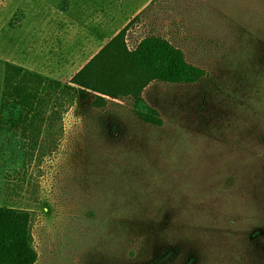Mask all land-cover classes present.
I'll use <instances>...</instances> for the list:
<instances>
[{"label": "rangeland", "instance_id": "1", "mask_svg": "<svg viewBox=\"0 0 264 264\" xmlns=\"http://www.w3.org/2000/svg\"><path fill=\"white\" fill-rule=\"evenodd\" d=\"M76 1L0 0V88L6 62L67 82L130 21L128 48L162 36L205 74L143 89L161 126L88 95L0 157L34 264H264V0Z\"/></svg>", "mask_w": 264, "mask_h": 264}, {"label": "trees", "instance_id": "2", "mask_svg": "<svg viewBox=\"0 0 264 264\" xmlns=\"http://www.w3.org/2000/svg\"><path fill=\"white\" fill-rule=\"evenodd\" d=\"M131 22V21H130ZM128 22L67 82L50 78L22 66L4 63L0 88V157H20L26 148L39 143L42 132L52 127L76 98L91 97L90 105L103 107L109 101L128 98L135 115L144 123L161 126L157 110L142 97L154 80L190 84L205 71L186 61L183 51L166 38L150 34L133 48L124 36ZM17 142L13 144V141ZM30 144L29 147H27ZM22 152V153H21ZM15 169L0 176L8 183L21 182ZM31 213L26 209L0 205V264H34L37 252L30 230ZM142 264H160L170 255Z\"/></svg>", "mask_w": 264, "mask_h": 264}, {"label": "crops", "instance_id": "3", "mask_svg": "<svg viewBox=\"0 0 264 264\" xmlns=\"http://www.w3.org/2000/svg\"><path fill=\"white\" fill-rule=\"evenodd\" d=\"M76 1V0H75ZM77 3H83V4H88V3H90V0H80V1H76ZM137 2H139V3H141L142 2V0H138ZM68 11H72V12H74L72 9H70V10H67V11H63L64 13H66V12H68ZM80 11V10H79ZM37 13H39V12H37ZM80 14H82V13H80ZM93 55V54H92ZM92 55H90V57L92 56ZM89 57V58H90ZM89 58H87V60L89 59ZM86 60V61H87Z\"/></svg>", "mask_w": 264, "mask_h": 264}]
</instances>
